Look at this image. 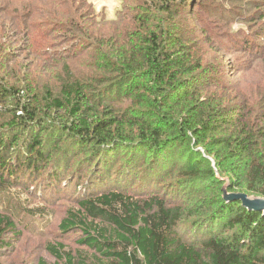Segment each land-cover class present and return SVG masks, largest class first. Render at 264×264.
<instances>
[{
  "label": "trees",
  "instance_id": "1",
  "mask_svg": "<svg viewBox=\"0 0 264 264\" xmlns=\"http://www.w3.org/2000/svg\"><path fill=\"white\" fill-rule=\"evenodd\" d=\"M119 1L108 19L88 0H0L7 11L0 16V110L12 127L49 125L50 135L70 139L104 172V181L87 179L88 195L59 225L82 233L79 243L90 254L64 244L47 251L64 264H264V214L231 199H264V2H256L254 15H240L247 28L235 32L244 44L238 52L249 59L244 74L221 85L212 61L232 31L211 28L205 8L189 11L192 0ZM225 9L214 5L211 13L222 20ZM20 39L38 60L32 67L10 66ZM117 153L129 159L121 165ZM137 156L142 170L130 171L141 182L132 175L109 182L113 168ZM171 177L180 188L174 200L160 194ZM122 184H135L139 194ZM225 184L228 193L241 192L224 195ZM189 220L211 231L197 244L180 235ZM15 230L0 214V248Z\"/></svg>",
  "mask_w": 264,
  "mask_h": 264
},
{
  "label": "rangeland",
  "instance_id": "2",
  "mask_svg": "<svg viewBox=\"0 0 264 264\" xmlns=\"http://www.w3.org/2000/svg\"><path fill=\"white\" fill-rule=\"evenodd\" d=\"M192 1L189 11L203 14L202 11L199 12L200 7L205 8L206 10H204L207 15L205 18L209 19L210 22L213 21L210 24L211 28L217 25L220 32L232 31L231 39L228 37L229 41H224V45L221 46L223 50L220 54L216 55L220 59L212 62H219L217 66L222 70L220 73L222 77L221 85L238 82L239 77L244 74L242 72L244 70L243 66L247 65L249 59L245 58L242 52H238L241 47H244V44L241 45L242 41L241 39L239 40L235 32L239 30L240 26L247 28L245 24L240 22V15H254L256 12L254 5L259 0ZM260 1L264 2V0ZM88 2L92 5L96 14H105L108 19H113L121 7L119 0H88ZM12 3L11 9L15 11V1ZM214 5L221 6L222 9H224V6L226 7V11L221 15L222 20H218L212 15L211 12ZM242 6L244 8L241 9ZM5 12H7L6 9H2L0 16L5 14ZM193 18L196 20V16H193ZM258 21V16H255L253 23L257 24ZM263 24L264 20L259 22V25ZM243 31L247 32V30ZM59 36L63 38V34ZM263 43L264 39L259 41V44ZM41 49L38 48V51ZM31 52L32 50H29L28 43L26 44L23 39H20L15 49L18 59L10 66L22 64L32 67L34 62H38V60ZM257 52L258 49L256 50ZM261 56L263 57L264 53ZM33 107H35L34 103ZM11 121L12 118L8 114L7 109L0 110V179L3 176L5 180V185L0 188V214L10 217L16 224L15 233H9L4 239L5 245L0 248V264H41V261H44L46 264H64L63 261L57 260L47 251L48 244H64L73 253L90 254L79 243L82 233L79 231L64 233L59 229V225L69 211L78 208L77 202L83 196L88 195L86 189V184L88 183L86 181L89 177L93 180V176L95 175L96 178L99 177L100 180L104 181V172L100 173V168H98L99 163L93 165L91 162L85 161V154H78L76 146L69 144L70 139L60 135H50L48 133L49 125L43 126L41 124L36 127L27 125V128L20 126L12 127L10 125ZM38 136L40 145H34L32 148H29L28 145L33 143L35 137ZM177 149L178 146L172 151L174 152ZM40 153L41 157L39 156ZM115 157L121 165L129 159V156L121 153H117ZM173 158L175 159L174 162H176L178 159L177 154ZM82 159H84V162ZM139 160L138 156L134 157L132 161L127 163V167L122 168V170L120 169V165H117L112 170L113 176L109 179V182H116V178L124 179L128 175H132L134 173V171H130V166L132 165L137 168L135 170L140 172L142 168H138L141 165V161ZM152 162L145 161L144 165H146V169L151 167ZM5 164H8L6 168ZM118 170L124 174L116 173ZM10 171H12L11 177L9 176ZM78 171L82 173V176H79ZM163 172L161 170L160 174ZM51 175L54 177L59 175L60 180L58 182L48 180ZM137 175H132V180L136 182V185L141 182V179ZM166 184L168 186L163 185V193L160 194L167 199L174 200V196L178 195L175 189H178L179 186L174 187V177L168 178ZM103 185L104 183L100 184V191L105 189ZM145 185L149 188L153 184L147 181ZM134 186H128L129 188H127L125 184H122L119 188L129 190L128 193L133 195L139 194L137 193L139 191H133L132 188ZM222 188L224 195L241 192L235 190L228 193V184H225ZM153 192H157V187H155ZM186 192L187 190H185ZM213 194L215 195L216 193ZM238 194L247 195L245 193ZM143 195L149 196V193ZM196 195L200 196V193ZM225 197L227 198V196ZM248 197L251 199H261L255 198V196ZM185 224V229L180 231V235L192 244L199 243L211 232L206 224L195 226L191 220Z\"/></svg>",
  "mask_w": 264,
  "mask_h": 264
},
{
  "label": "water",
  "instance_id": "3",
  "mask_svg": "<svg viewBox=\"0 0 264 264\" xmlns=\"http://www.w3.org/2000/svg\"><path fill=\"white\" fill-rule=\"evenodd\" d=\"M231 199L241 201L250 210H256L264 214V199H251L247 195H235Z\"/></svg>",
  "mask_w": 264,
  "mask_h": 264
}]
</instances>
